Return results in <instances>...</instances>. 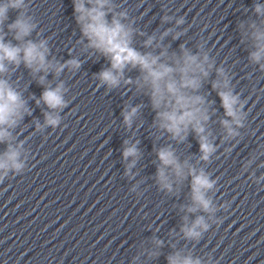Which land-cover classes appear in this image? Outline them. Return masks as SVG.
<instances>
[{
    "label": "clouds",
    "instance_id": "1",
    "mask_svg": "<svg viewBox=\"0 0 264 264\" xmlns=\"http://www.w3.org/2000/svg\"><path fill=\"white\" fill-rule=\"evenodd\" d=\"M73 6L76 23L80 27L82 37L87 41V47L109 62V67L96 74L102 86L113 89L119 87L122 82L125 85L134 83L137 91L148 95L152 110L156 113V126L178 142H183L190 131L195 133L200 147V160L210 162L216 152V146L206 132L205 125L210 118L208 101L200 94V89L210 74L215 72L216 79L212 80V89L219 96L227 117L220 123L228 137L234 138L239 135L237 130L244 126V100L231 89V78L226 69L217 67L215 60L203 46L198 45L197 50L193 51L181 44L179 53H169L168 48L160 43L165 36L172 33V29H168L159 39L155 35H149L143 41V48H158L160 49L158 54L154 51H141L134 46V38L142 33L133 26L126 10H116L115 0H73ZM26 7V0H0V25L9 19L10 11H16L18 14L15 20L7 27L9 32L14 33V39L22 42L14 45L5 42L0 36V74L7 71L5 62L15 65L23 63L33 73H48L51 70L57 76L65 69L78 70L81 62L75 58L63 63L50 61L45 40L38 42L25 40L36 28L33 18L25 11ZM254 12L261 18L260 22L249 21L247 24L242 22L239 27L251 40L254 48L249 56L250 61L264 71V4L255 3ZM169 19L168 16L163 17L165 22ZM175 23L177 26L182 25L184 18L180 17ZM181 35L180 31H176L172 33V38L175 40ZM127 70H136L139 76L134 81L126 78ZM39 83L42 85L45 83L44 76L40 77ZM66 91L61 81L55 87H45L40 99L36 101L37 104L43 101L50 110L45 113V125L56 127L60 124L57 113L67 106L64 96ZM140 107L130 106L123 111V122L127 127H131ZM28 111L21 95L6 79L0 78V143L9 142L11 134L8 129L16 126L18 120ZM125 145L123 157L125 160L132 158V163L128 165L130 170L135 165L139 151L136 143L129 144L125 141ZM20 147V145L13 147L9 143L6 151L0 154V181L9 171L20 173L23 170L24 163L19 159ZM157 158L160 164L156 178L162 190L168 192L173 190L169 173L174 175L178 182L191 177V204L187 206L186 211L202 212L206 215H197L191 223L187 222L188 217L185 216V224L181 231L186 239H200L212 227L209 220L218 211V206L208 195L217 182L204 169L197 171L188 161L181 162L169 146L161 147L157 151ZM154 243L157 247L162 245L159 240ZM152 255L156 256L158 252H153ZM167 264L204 262L177 251L167 257ZM208 264H212V258Z\"/></svg>",
    "mask_w": 264,
    "mask_h": 264
}]
</instances>
